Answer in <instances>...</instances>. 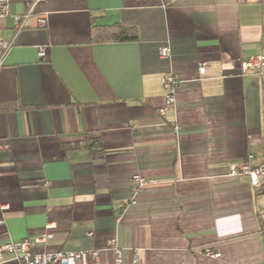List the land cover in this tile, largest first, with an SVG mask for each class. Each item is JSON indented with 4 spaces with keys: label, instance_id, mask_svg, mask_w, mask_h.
Returning a JSON list of instances; mask_svg holds the SVG:
<instances>
[{
    "label": "crops",
    "instance_id": "crops-1",
    "mask_svg": "<svg viewBox=\"0 0 264 264\" xmlns=\"http://www.w3.org/2000/svg\"><path fill=\"white\" fill-rule=\"evenodd\" d=\"M115 24L137 40H91ZM0 35V244L52 224L41 249L88 264H114L110 239L121 264H264V175H228L264 163V78L240 74L264 55V0H9Z\"/></svg>",
    "mask_w": 264,
    "mask_h": 264
},
{
    "label": "built area",
    "instance_id": "built-area-1",
    "mask_svg": "<svg viewBox=\"0 0 264 264\" xmlns=\"http://www.w3.org/2000/svg\"><path fill=\"white\" fill-rule=\"evenodd\" d=\"M38 1V0H37ZM34 4H32L33 6ZM9 14V0H0V18L6 17ZM29 13L21 18L15 20L16 31L20 30L24 26L25 19ZM39 25H45L44 20H39ZM11 47V43L4 41L0 35V68L3 65V61ZM170 53L169 45H162L158 48V58L168 59ZM39 56L44 57L45 51L43 49L39 50ZM249 72H254L259 75L260 78H264V55L250 56L241 62L240 74L246 75ZM205 73L204 65H201L199 69V74L203 75ZM162 87L168 91L163 100V105L158 109V114L164 116L168 110L173 109L174 96L172 89L176 85L177 81L172 76L171 73H165L160 79ZM176 130V127H174ZM230 177H247L250 185L256 187L258 185L259 179L264 175V165H251L249 163L241 164H231L229 166ZM148 181L141 177L140 175H133L131 177L132 192L133 194L137 189L146 185ZM135 195V194H134ZM134 203V200L131 201ZM54 225L47 224L44 227V232L35 237L33 240H20V241H6L0 244V264L5 263L4 255L6 253H11L13 255V260L17 264H88L90 262L95 263L98 260V252L95 249L74 251V252H55L49 253L41 249L48 240L52 239L53 233L52 229ZM262 235L264 238V229L262 230ZM87 236H91L89 233ZM107 247L112 248L115 255L114 264H121V251L118 249L114 239H110L106 243ZM137 254V253H136ZM135 254V255H136ZM207 255L211 258H216L219 255L207 251Z\"/></svg>",
    "mask_w": 264,
    "mask_h": 264
},
{
    "label": "trees",
    "instance_id": "trees-1",
    "mask_svg": "<svg viewBox=\"0 0 264 264\" xmlns=\"http://www.w3.org/2000/svg\"><path fill=\"white\" fill-rule=\"evenodd\" d=\"M91 40L96 43H128L136 41L137 37L134 33H131L130 28L115 24L112 26L93 27ZM100 144V139L97 138L93 142H88L86 146L89 148L95 146L97 148Z\"/></svg>",
    "mask_w": 264,
    "mask_h": 264
}]
</instances>
